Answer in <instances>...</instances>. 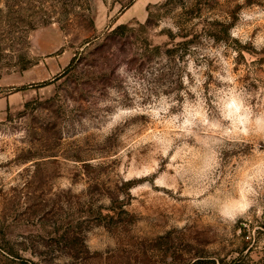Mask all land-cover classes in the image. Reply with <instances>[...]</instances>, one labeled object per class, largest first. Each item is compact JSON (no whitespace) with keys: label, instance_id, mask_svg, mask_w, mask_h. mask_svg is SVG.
Returning a JSON list of instances; mask_svg holds the SVG:
<instances>
[{"label":"rangeland","instance_id":"374dc122","mask_svg":"<svg viewBox=\"0 0 264 264\" xmlns=\"http://www.w3.org/2000/svg\"><path fill=\"white\" fill-rule=\"evenodd\" d=\"M131 1L0 0V264H264V0Z\"/></svg>","mask_w":264,"mask_h":264},{"label":"trees","instance_id":"16d2710c","mask_svg":"<svg viewBox=\"0 0 264 264\" xmlns=\"http://www.w3.org/2000/svg\"><path fill=\"white\" fill-rule=\"evenodd\" d=\"M134 0H132L129 4L125 5V9L128 8L132 4ZM233 21L230 23H225L221 25V28H218L217 26H208L205 29L206 35H208L210 38H213L214 40H223L229 38V32L230 28L233 26ZM127 28L126 24H120L118 25L112 32L113 33H120L124 29ZM188 43V41L186 42Z\"/></svg>","mask_w":264,"mask_h":264},{"label":"crops","instance_id":"0c3cea01","mask_svg":"<svg viewBox=\"0 0 264 264\" xmlns=\"http://www.w3.org/2000/svg\"><path fill=\"white\" fill-rule=\"evenodd\" d=\"M125 14H126V12H125ZM123 16H121V17H123ZM133 16L134 15H132V17ZM132 17H130V18H132ZM24 96H25V100H28L26 97L27 95L25 93H24ZM15 107H17V106L14 105L12 102V95H10L8 97H0V111H2L3 109H9V108L14 109Z\"/></svg>","mask_w":264,"mask_h":264}]
</instances>
